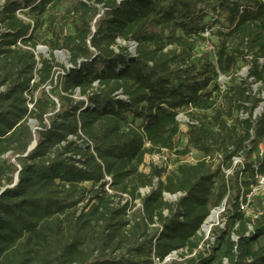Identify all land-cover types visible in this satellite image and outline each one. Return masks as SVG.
<instances>
[{"label":"trees","instance_id":"trees-1","mask_svg":"<svg viewBox=\"0 0 264 264\" xmlns=\"http://www.w3.org/2000/svg\"><path fill=\"white\" fill-rule=\"evenodd\" d=\"M55 53L70 65L56 87ZM253 85L264 89V0H0V264L174 253L183 262L171 264H264V207L247 217L240 206L252 184L241 180L264 176V157L252 162L264 143ZM162 151L178 164L146 172ZM235 157L245 166L227 176ZM224 204L225 226L205 243Z\"/></svg>","mask_w":264,"mask_h":264},{"label":"rangeland","instance_id":"rangeland-1","mask_svg":"<svg viewBox=\"0 0 264 264\" xmlns=\"http://www.w3.org/2000/svg\"><path fill=\"white\" fill-rule=\"evenodd\" d=\"M83 2H86L88 0H81ZM210 39V38H209ZM210 44L211 45H215L216 44V40L215 39H210ZM123 47H127L129 52L131 54H135L136 53V47L134 46V44H129V45H126V44H122ZM209 45L207 46H200L196 49L195 51V54L197 56H201L205 51H209L210 48H208ZM36 54L40 60V58H43L45 60H51V53L49 52V50L46 48V47H43V46H40L37 48L36 50ZM53 60H54V63L56 65H58L60 68L57 70V74L55 75V79H54V86H58V75L62 73V69H68L69 68V57L66 53H55L53 55ZM236 76L240 79H246L247 76H248V69H239L237 71V74ZM219 83L225 88L228 86V79L224 78V77H220V80H219ZM253 92H254V95H256L257 97L261 98V99H264V89L260 86V85H253ZM47 90V93L48 94H52L53 90H54V87H50L48 86L46 88ZM186 116L185 115H182L181 117H179V122L181 124V136L179 138V149L180 150H184V148L186 147V133H187V125H186ZM30 126L33 130H35V127L37 126V123L35 121H31L30 122ZM200 158L199 156L193 152L191 154V156L189 157V162L190 163H193V162H196L198 161ZM169 163L170 165L174 168L177 164H178V161L175 160V158L171 157L170 160H169ZM225 173H229V172H232L236 169L233 170V168L231 169H224ZM230 175V174H229ZM242 183L244 182H247L250 185L249 189H246L244 186L243 189L245 190V193H249L250 192V189L251 187L254 185L253 184V181L252 180H247L246 178H244L243 180H241ZM244 193V194H245ZM169 200V199H168ZM264 207V194H260L259 196H256V197H253L252 200H251V204H250V207H249V215L248 217L250 216H255L257 215L259 212H260V209ZM217 219L216 217L214 218H211L209 221H208V224L206 225L204 231L200 234V238L205 242L207 243L208 241H210V239H207V236L208 234L212 233L211 231L213 230H210V227L212 225H216L217 224ZM210 231V233H209ZM210 236V235H209ZM193 258V257H192ZM173 262H178V263H181L183 262L181 259H180V256H178L177 258L174 259ZM172 262V263H173Z\"/></svg>","mask_w":264,"mask_h":264},{"label":"built area","instance_id":"built-area-1","mask_svg":"<svg viewBox=\"0 0 264 264\" xmlns=\"http://www.w3.org/2000/svg\"><path fill=\"white\" fill-rule=\"evenodd\" d=\"M206 36L208 37L209 34H207ZM134 46L137 48V45L134 44ZM251 82H252V80H251ZM262 111H263V108L261 106L259 109L256 110L255 117L259 116ZM181 116L182 115H180L179 117H181ZM241 118H245V117L242 115ZM178 120H179V118H178ZM189 124H190V121L186 118V125L188 126ZM171 157L172 156L167 151H162L160 154H156V155L147 157V159L145 161L144 170L146 172L149 171L150 166L153 165V166H160L163 169H165L167 172H171L173 170V167L169 163V160H170ZM263 157H264V143H261L260 146H259V150H258L257 154H255L253 156V158H252V162L256 163L257 159H260V158H263ZM186 162L190 163L189 162V158H188V160ZM193 163H195V162H193ZM193 163H190V164H193ZM244 166H245V159L243 157H235V158H233V160H232V168H233V170L234 169H243ZM229 174L232 175V172L227 173V176H230ZM107 182L108 183L110 182L109 178H107ZM157 184H158V180H155L154 189H156ZM107 191H109L108 188H107ZM147 193H149V190L142 191V195H145ZM260 194H264V176H257L256 177V185L252 186V188L250 189V192L248 193L246 198L243 197V198L240 199L241 211L245 214V216L248 217V215H249L248 211H249V207H250L252 198L256 197V196H259ZM180 197H181L180 195H178V196L165 195V199L168 202H176L178 200V198H180ZM245 200H246V202H245ZM225 212H226V204H224L221 208H219V209H217V210H215V211H213L211 213V216H210L209 220L211 218L216 217L218 222H217L216 225H212L210 227V230H212L215 227L224 228L225 220H223L222 217L225 214ZM258 214H260V213H258ZM208 221L204 225L202 232L204 231L206 225L208 224ZM209 233H210V231H209ZM210 238H211V233L208 234V236H207V239H210ZM180 255H182V254L181 253H174L168 259H166L165 262L160 263L158 260H155L154 264H171L174 261V259L177 258Z\"/></svg>","mask_w":264,"mask_h":264}]
</instances>
